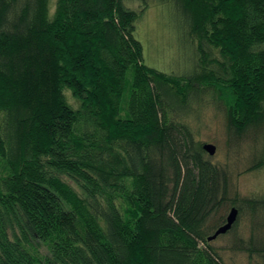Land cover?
Masks as SVG:
<instances>
[{"label":"trees","instance_id":"1","mask_svg":"<svg viewBox=\"0 0 264 264\" xmlns=\"http://www.w3.org/2000/svg\"><path fill=\"white\" fill-rule=\"evenodd\" d=\"M172 1L176 72L145 63L123 0H0V264H226L227 206L222 235L264 264V193L231 198L195 126L213 105L232 145L264 130V0Z\"/></svg>","mask_w":264,"mask_h":264},{"label":"rangeland","instance_id":"2","mask_svg":"<svg viewBox=\"0 0 264 264\" xmlns=\"http://www.w3.org/2000/svg\"><path fill=\"white\" fill-rule=\"evenodd\" d=\"M128 7L141 11L136 21L135 37L143 45L144 61L147 65L165 72H176L183 62H186L188 48L187 26L172 0H123ZM184 54V57L182 56ZM187 63V62H186ZM202 121L195 126L202 143H211L216 147L212 157L222 164L231 167L230 197L250 196L264 193V130L250 132L237 139V145L230 143L223 114L215 106L202 112ZM260 163L246 171L251 164ZM230 211L228 206L216 216L218 224L222 217ZM254 237L264 239V218L259 215L252 219ZM247 219L242 215L238 227V234L246 229ZM251 224L248 230L251 229ZM244 234V233H243ZM232 235L218 236L211 242L226 264H251L245 253L231 248ZM261 240V241H262ZM45 252V249H42Z\"/></svg>","mask_w":264,"mask_h":264},{"label":"water","instance_id":"3","mask_svg":"<svg viewBox=\"0 0 264 264\" xmlns=\"http://www.w3.org/2000/svg\"><path fill=\"white\" fill-rule=\"evenodd\" d=\"M203 150L209 155L213 156L216 152V147L211 143H204L202 145ZM237 218V209L231 208L229 213L226 216L225 223L218 227L216 231L207 238L208 241L216 239L219 235L225 234L231 226L234 224Z\"/></svg>","mask_w":264,"mask_h":264}]
</instances>
